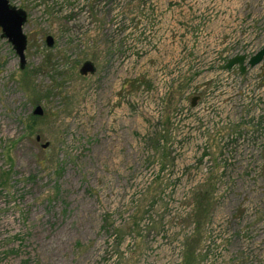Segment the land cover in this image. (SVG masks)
<instances>
[{"label": "rangeland", "instance_id": "rangeland-1", "mask_svg": "<svg viewBox=\"0 0 264 264\" xmlns=\"http://www.w3.org/2000/svg\"><path fill=\"white\" fill-rule=\"evenodd\" d=\"M10 3L27 14L28 42L22 67L0 28V264H264V150L252 171L237 159L221 174L212 137L207 183L172 206L163 244L182 236L183 248H156L168 214L163 181L131 186L144 163L141 141L154 152L146 162H173L161 140L170 141L172 113L190 85L212 88L231 54L264 47V0ZM86 62L94 74H80ZM251 72L261 79L264 61ZM166 88L159 133L154 93Z\"/></svg>", "mask_w": 264, "mask_h": 264}, {"label": "built area", "instance_id": "built-area-1", "mask_svg": "<svg viewBox=\"0 0 264 264\" xmlns=\"http://www.w3.org/2000/svg\"><path fill=\"white\" fill-rule=\"evenodd\" d=\"M238 55H245L246 63L252 57L246 54H231L227 61L221 62L222 69L216 74L212 88L209 89L203 84L198 86L191 84L188 92L172 113L168 130L170 141L161 140V144L171 154L173 159L171 164L164 165L159 160L146 162L154 152L147 147L146 140L138 144L137 149L144 163L132 179L131 186L134 188L142 186L147 189L155 182L162 180L164 183L162 203L168 205V214L164 221L166 231L156 236V248H183L182 236H176L172 247L169 244H163L168 241V229H172L169 224L175 216L172 206L187 204L191 193L207 183L214 170L212 137L217 136L219 140L218 163L221 166V174L229 171L237 159L243 163L242 166L246 165L252 171L255 169L254 165L251 166L252 162L264 150V131L259 132L256 129L258 117L255 99V87L257 83L264 85V75L262 74L259 80L252 78L253 68L250 66H247L244 75L240 73L238 66L231 71L226 70L228 61ZM168 92L169 88H166L162 92L154 93L156 112L153 113V122L155 125L156 118L159 124L163 119V100ZM195 97H198V101L196 106H193ZM262 124L264 126V122ZM232 125L241 126V130L219 135L225 128ZM159 127V133H161L162 125L160 124ZM154 131L156 133V127ZM216 188L221 189V185L218 184ZM214 197L217 204L219 198L216 192ZM159 212H165V210L160 209ZM149 222L150 219L147 216L141 224L143 234L147 233ZM173 225L178 226V223ZM129 245H133L132 238L127 241L126 246Z\"/></svg>", "mask_w": 264, "mask_h": 264}, {"label": "water", "instance_id": "water-1", "mask_svg": "<svg viewBox=\"0 0 264 264\" xmlns=\"http://www.w3.org/2000/svg\"><path fill=\"white\" fill-rule=\"evenodd\" d=\"M27 22V14L22 9H19L10 4L9 0H0V28L3 31V36L13 44V47L20 57L21 66L24 67L26 63L25 51L27 48V36L24 34L23 28ZM54 38L48 36L46 44L49 47L54 45ZM247 57L245 55H238L231 58L225 66V69L231 71L235 66H239L241 74H245L247 66L255 68L264 61V47L252 56L246 63ZM96 72L94 63L86 62L80 70L83 76L92 75ZM198 97L193 99V106H196ZM34 114L37 116L43 115V110L40 106L36 108ZM40 141V137L37 138ZM49 144H45L44 148H48Z\"/></svg>", "mask_w": 264, "mask_h": 264}, {"label": "bare ground", "instance_id": "bare-ground-1", "mask_svg": "<svg viewBox=\"0 0 264 264\" xmlns=\"http://www.w3.org/2000/svg\"><path fill=\"white\" fill-rule=\"evenodd\" d=\"M16 97H17V96L13 94V95L11 96V99H14V98H16ZM4 124L7 126V127L5 126V130H9V129L12 128L11 125H10V126L7 125V122H4ZM20 150L22 151V149H20ZM22 152H23V151H22ZM22 152H21V153H22Z\"/></svg>", "mask_w": 264, "mask_h": 264}, {"label": "trees", "instance_id": "trees-1", "mask_svg": "<svg viewBox=\"0 0 264 264\" xmlns=\"http://www.w3.org/2000/svg\"><path fill=\"white\" fill-rule=\"evenodd\" d=\"M2 179H4L5 177H1Z\"/></svg>", "mask_w": 264, "mask_h": 264}, {"label": "flooded vegetation", "instance_id": "flooded-vegetation-1", "mask_svg": "<svg viewBox=\"0 0 264 264\" xmlns=\"http://www.w3.org/2000/svg\"><path fill=\"white\" fill-rule=\"evenodd\" d=\"M10 1V0H9ZM11 4V3H10ZM12 5V4H11ZM16 7V6H15ZM55 43V42H54Z\"/></svg>", "mask_w": 264, "mask_h": 264}]
</instances>
